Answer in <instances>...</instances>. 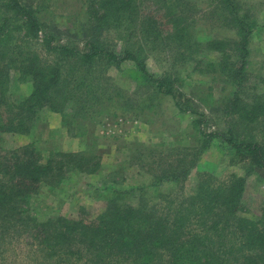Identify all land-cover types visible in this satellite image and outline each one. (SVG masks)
Wrapping results in <instances>:
<instances>
[{
	"label": "trees",
	"instance_id": "16d2710c",
	"mask_svg": "<svg viewBox=\"0 0 264 264\" xmlns=\"http://www.w3.org/2000/svg\"><path fill=\"white\" fill-rule=\"evenodd\" d=\"M227 2L224 10L238 16V7L232 0ZM93 3L103 12L90 25L85 48L78 49L53 44L55 30L47 29L34 1L0 0V139L6 134L31 136L27 143L15 148L0 144V264H21L17 263L18 256L27 260L25 264H264V208L256 219L243 215L245 177L233 173L220 179L214 173L202 172L190 191L185 187L211 141H216L223 155L246 156L250 170L263 171L264 142L240 140L230 128L226 132L202 128L204 112L191 106L183 108L176 100L182 84L180 76H156L136 44L118 50L107 40L109 30L123 36L125 25H132L136 19L141 0ZM234 24L237 39L213 44L219 49L228 45L234 48L237 58L225 59L219 70L238 86L249 71V46L258 24L243 23L241 19H234ZM19 28H25L24 37L42 36L44 47L54 53V59L28 45L20 47L15 35ZM177 34L191 50L192 44L188 38L184 40V33ZM12 41L14 45L10 46ZM101 63L107 69L122 70L124 66L122 75L172 96L181 112L198 117L192 122V132L184 146L169 148L157 159L152 157L156 165L152 162L147 168L150 177L146 182L125 186L115 178L107 180V206L95 218L85 221L59 214L40 220L32 213L30 199L41 186L54 189L69 173H97L101 161L90 149L67 152L38 143L34 139L37 122L47 107L61 113L63 124L72 131L73 123L90 113L98 99L81 104L83 94H90L77 89L83 83L75 71L82 65L89 70ZM13 70L18 71L21 80L33 84L32 92L19 102H13L8 94ZM86 89L92 91L88 85ZM70 102L81 106L69 111ZM238 108L235 112L244 120L264 121V93L245 108ZM226 111L233 113L232 107ZM191 139L196 145L188 143Z\"/></svg>",
	"mask_w": 264,
	"mask_h": 264
},
{
	"label": "rangeland",
	"instance_id": "374dc122",
	"mask_svg": "<svg viewBox=\"0 0 264 264\" xmlns=\"http://www.w3.org/2000/svg\"><path fill=\"white\" fill-rule=\"evenodd\" d=\"M33 1L47 29L55 30L53 44L78 49L85 48L86 33L103 12L93 0ZM232 1L238 7V16L224 10L227 0L222 3L219 0H141L139 13L132 25H125L123 36L115 30L106 31L105 36L118 50L136 44L154 75L180 76L182 84L176 100L183 108L191 106L204 112L202 128L221 132L230 128L240 140L264 142V121L249 122L235 112L240 110L239 106L245 108L258 94L264 93V0ZM234 19L258 24L249 46V71L238 86L219 70L225 59L237 58L234 48L228 45L219 49L213 44L218 40L237 39ZM23 29H16L15 34L20 47L28 45L42 56L54 59V53L44 47L42 36L32 39L26 34L24 37ZM177 33H184V40L189 39L191 50L183 40L180 42ZM196 39L199 42H195ZM121 69H107L101 63L89 70L82 65L75 71L77 79L83 83V87L80 84L77 89L82 88L90 94L82 93L84 101L81 104H91L98 99L91 105L90 113L73 123L72 131L63 124L61 113L47 107L42 110L34 135L38 143L58 146L67 152L93 150L101 161V168L94 174L69 173L54 189L41 186L30 199L32 213L40 220L59 214L85 221L95 218L107 206L109 194L104 189L107 180L115 178L125 186L144 183L150 177L147 168L155 163L159 154L169 148L182 147L188 140L192 122L198 116L181 112L172 96L136 84L122 75L124 66ZM69 71L67 68L66 72ZM68 76L73 75L68 73ZM95 80L99 84L94 85ZM87 85L92 91L86 89ZM32 90V81L21 80L17 70L11 72L8 94L13 102H19ZM80 106L70 102L68 110L75 111ZM228 107H232L233 113L227 114ZM30 137L6 134L0 144L11 149L24 145ZM192 139L189 144L196 143ZM215 142L211 141L210 149L192 170L185 183L186 190L196 185L202 172L214 173L220 179L233 173L245 177L243 215L258 218L264 208V171L250 170L252 167L246 156L223 155ZM25 261L17 257V263L25 264Z\"/></svg>",
	"mask_w": 264,
	"mask_h": 264
}]
</instances>
